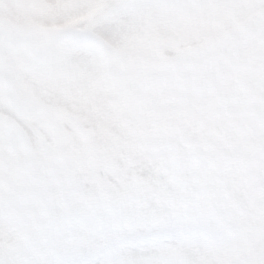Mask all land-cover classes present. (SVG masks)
<instances>
[{"label": "snow or ice", "instance_id": "obj_1", "mask_svg": "<svg viewBox=\"0 0 264 264\" xmlns=\"http://www.w3.org/2000/svg\"><path fill=\"white\" fill-rule=\"evenodd\" d=\"M0 264H264V0H0Z\"/></svg>", "mask_w": 264, "mask_h": 264}]
</instances>
